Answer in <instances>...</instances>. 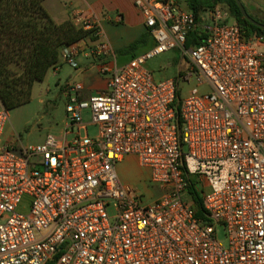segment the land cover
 <instances>
[{
	"label": "built area",
	"instance_id": "built-area-1",
	"mask_svg": "<svg viewBox=\"0 0 264 264\" xmlns=\"http://www.w3.org/2000/svg\"><path fill=\"white\" fill-rule=\"evenodd\" d=\"M129 1L149 47L118 65L95 44L105 89L82 98L81 83L63 84L59 137L3 141L0 105V264H264V36L246 37L224 2L195 17L175 0ZM72 23L95 28L78 14ZM79 49L61 50L75 71ZM170 51L177 77L155 82L145 63ZM192 81L207 90L181 99L179 83ZM125 157L157 198L121 182Z\"/></svg>",
	"mask_w": 264,
	"mask_h": 264
},
{
	"label": "trees",
	"instance_id": "trees-1",
	"mask_svg": "<svg viewBox=\"0 0 264 264\" xmlns=\"http://www.w3.org/2000/svg\"><path fill=\"white\" fill-rule=\"evenodd\" d=\"M44 1L0 0V105L7 111L29 101L33 85L42 82L48 70L60 65L63 47L82 39L96 40L91 36L93 30L75 26L70 20L56 23L45 10ZM219 2L229 6L232 21L246 37L264 36L263 30L242 17L233 0H185L187 10L195 17ZM244 9L250 18L264 25ZM195 34L194 30L190 37ZM148 42L149 34L145 33L120 52L128 54ZM187 196L192 201L195 216L202 217L201 197L192 183Z\"/></svg>",
	"mask_w": 264,
	"mask_h": 264
},
{
	"label": "rangeland",
	"instance_id": "rangeland-1",
	"mask_svg": "<svg viewBox=\"0 0 264 264\" xmlns=\"http://www.w3.org/2000/svg\"><path fill=\"white\" fill-rule=\"evenodd\" d=\"M182 4L181 1H178L179 6ZM77 8H80L78 0H48L47 2V9L50 15L55 18H59L60 16L62 18L69 10ZM249 13L264 22L259 13L253 11ZM66 19L70 20V15L67 14ZM89 21L95 25L91 36L96 40H83L87 43L88 48L91 49L98 42H106L99 37L97 23ZM118 28L120 29L119 26ZM96 32L98 33L97 37L93 35ZM147 46L149 45L146 44L139 47L134 51V54L143 52L145 48H148ZM115 57V63L119 65L129 60L130 54H116ZM178 64L179 52L170 51L148 59L145 67L151 72L153 80L159 82L176 78L179 68ZM58 69L59 72L55 73V75L53 74V69H50L42 82H37L33 85L28 102L8 111V121L3 130V141L20 142L25 147L36 146L44 144L48 135L59 137L62 134L67 122L65 111L66 99L62 91L56 87V83L60 81V84H62L67 79H73L75 70L65 63L63 59H60ZM101 78L105 82V78ZM85 84H88V79L85 80ZM193 89H197L200 93L207 90L202 86H197L194 81L190 84L179 83V97L185 99ZM87 131L89 135H92L95 134L96 128L88 126ZM116 171L123 184L132 186L145 195L144 201L150 202L159 196L154 188L148 186V173L137 166L135 159L125 158L123 161H120L116 165ZM109 213H111V210ZM217 233L221 236L223 231L218 229Z\"/></svg>",
	"mask_w": 264,
	"mask_h": 264
},
{
	"label": "crops",
	"instance_id": "crops-1",
	"mask_svg": "<svg viewBox=\"0 0 264 264\" xmlns=\"http://www.w3.org/2000/svg\"><path fill=\"white\" fill-rule=\"evenodd\" d=\"M78 1L80 3V8L69 10L62 18H60L61 16L59 18H55L50 15L49 10L47 9L48 0H45L43 2V6L56 23H62L65 20H69L66 19L67 14L70 15L71 21L73 16L78 14L81 17L96 22L99 28L100 39L105 41L109 45V47L112 48L115 55H123L124 53H121L120 51L126 49L129 45L137 41L143 34L147 33L146 29L143 26L139 11L129 0ZM175 1L177 5L178 1H181L183 4L181 6L178 5L179 8L182 10H187L185 0ZM240 1L242 5H244L246 9H248L249 12L253 11L259 13V15L262 16V19H264V0ZM118 26L120 27V29L118 28ZM76 44L79 45L80 49L76 54L75 60L80 66V70L74 72L73 80L83 85L82 98H87L90 95L104 90L105 82H103L102 78L96 71V64L90 57L91 49L88 48L87 43L82 39ZM147 44L150 45V42H148ZM134 51L128 53L130 54V58L136 55L134 54ZM108 62L110 64L115 63L112 60H108ZM59 66L53 68L54 75L55 73L59 72ZM70 79L65 80L62 84H60V81L57 82L56 87L59 88L63 93V84ZM86 79H88V84H85ZM125 158L133 159L132 157Z\"/></svg>",
	"mask_w": 264,
	"mask_h": 264
},
{
	"label": "water",
	"instance_id": "water-1",
	"mask_svg": "<svg viewBox=\"0 0 264 264\" xmlns=\"http://www.w3.org/2000/svg\"><path fill=\"white\" fill-rule=\"evenodd\" d=\"M237 6V8L239 9L240 11V14L242 15V17L247 21L249 22L251 25L257 27V28H260L261 30L264 31V25L256 22L255 20H253L252 18H250L248 16V14L246 13L245 9H244V6L242 5L241 1L240 0H233Z\"/></svg>",
	"mask_w": 264,
	"mask_h": 264
}]
</instances>
